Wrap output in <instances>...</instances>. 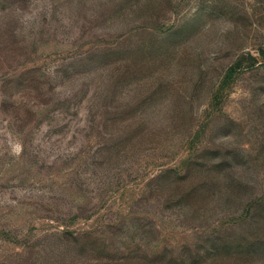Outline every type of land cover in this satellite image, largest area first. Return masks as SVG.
<instances>
[{"label": "rangeland", "instance_id": "rangeland-1", "mask_svg": "<svg viewBox=\"0 0 264 264\" xmlns=\"http://www.w3.org/2000/svg\"><path fill=\"white\" fill-rule=\"evenodd\" d=\"M0 264H264V0H0Z\"/></svg>", "mask_w": 264, "mask_h": 264}]
</instances>
